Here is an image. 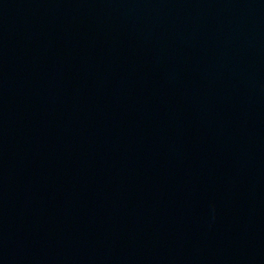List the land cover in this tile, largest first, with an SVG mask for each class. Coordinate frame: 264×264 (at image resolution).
<instances>
[{
    "label": "water",
    "instance_id": "1",
    "mask_svg": "<svg viewBox=\"0 0 264 264\" xmlns=\"http://www.w3.org/2000/svg\"><path fill=\"white\" fill-rule=\"evenodd\" d=\"M23 264H264V0H17Z\"/></svg>",
    "mask_w": 264,
    "mask_h": 264
}]
</instances>
